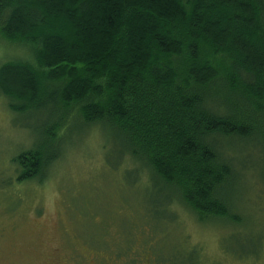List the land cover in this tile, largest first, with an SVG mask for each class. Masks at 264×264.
I'll return each instance as SVG.
<instances>
[{
    "label": "trees",
    "instance_id": "1",
    "mask_svg": "<svg viewBox=\"0 0 264 264\" xmlns=\"http://www.w3.org/2000/svg\"><path fill=\"white\" fill-rule=\"evenodd\" d=\"M1 41L23 55L0 61V95L39 117L37 143L12 159L17 182L43 181L74 126L98 127L120 146L108 166L146 171L168 208L238 221L221 150L264 146V0H0ZM172 253L156 263L183 264Z\"/></svg>",
    "mask_w": 264,
    "mask_h": 264
},
{
    "label": "rangeland",
    "instance_id": "2",
    "mask_svg": "<svg viewBox=\"0 0 264 264\" xmlns=\"http://www.w3.org/2000/svg\"><path fill=\"white\" fill-rule=\"evenodd\" d=\"M22 53L0 42V61ZM38 118L11 111L0 95V264H128L132 257L157 264L173 250L183 264H264V146L257 138L222 142L234 171L224 196L238 221L200 222L178 201L168 208L173 193L156 190L146 171L108 166L118 162L120 146L98 127L74 126L43 181L17 182L12 159L37 143ZM128 243L131 257L118 253Z\"/></svg>",
    "mask_w": 264,
    "mask_h": 264
}]
</instances>
